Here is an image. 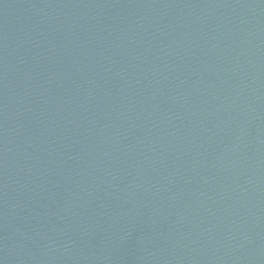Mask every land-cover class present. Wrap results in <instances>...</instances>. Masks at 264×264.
Segmentation results:
<instances>
[{"label":"water","instance_id":"obj_1","mask_svg":"<svg viewBox=\"0 0 264 264\" xmlns=\"http://www.w3.org/2000/svg\"><path fill=\"white\" fill-rule=\"evenodd\" d=\"M30 264H264V0H0Z\"/></svg>","mask_w":264,"mask_h":264}]
</instances>
